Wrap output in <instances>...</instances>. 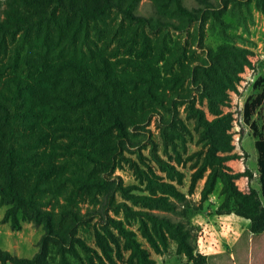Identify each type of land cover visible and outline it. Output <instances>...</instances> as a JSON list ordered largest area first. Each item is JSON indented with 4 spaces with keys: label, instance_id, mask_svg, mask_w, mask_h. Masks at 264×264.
Returning a JSON list of instances; mask_svg holds the SVG:
<instances>
[{
    "label": "trees",
    "instance_id": "16d2710c",
    "mask_svg": "<svg viewBox=\"0 0 264 264\" xmlns=\"http://www.w3.org/2000/svg\"><path fill=\"white\" fill-rule=\"evenodd\" d=\"M140 1L13 0L0 13L3 15L0 44L19 32L28 33L37 28L44 31L58 15L87 21L114 10L133 23L169 26L175 30H182L191 22H200L203 26L212 15L219 19L229 4L254 3L264 15V0H221L217 8L205 1L202 8L191 10L183 6L182 0H150L156 18L147 19L136 14ZM201 37L202 28L198 25L197 38ZM199 49L202 56L184 65L173 78V81H187V89L170 94L151 90L157 72L149 61H128L130 67L142 70L141 74L119 76L105 59L101 66L93 67L80 60L65 59L45 68L34 85L18 77L1 79L0 76V206L6 207L3 222L19 229L20 215L22 221H30L42 230L32 257L20 258L0 248V264H117L123 259V252L128 253L125 264H154L150 252L125 224L134 217L139 221L142 237L155 253L167 249L168 236L175 243L177 254L191 264H208L209 257L196 252V235L188 223L133 210L125 202L116 200L117 194L128 196L126 192L130 188L113 175L120 168L124 153L143 149L142 141H151L146 125L152 117H161L155 108L140 113L128 108L122 101L121 79L146 83L147 99L167 114L159 123L170 124L178 114V106H186L204 149L202 163L191 175L189 192L192 193L208 171L200 199L206 201L219 184L223 201L217 214H233L249 221V233L253 235L264 231V139L259 137L254 143L259 191L249 186L246 191L240 190L236 182L241 178L250 181L253 176L248 170L234 173L228 166V162L241 156L234 151L233 116L223 110L228 93L235 87V79L250 61L244 50L234 53L218 47L213 51L201 45ZM263 94L264 90L243 106V121L255 137L250 118L261 106ZM53 105L62 111L55 114ZM57 116L60 117L57 125L66 131L68 139L63 148H73L69 153L74 154L61 168L52 152L38 154L39 146L48 136L43 124L55 122ZM95 169L97 174L93 172ZM168 174L172 181L181 182L182 175L173 168ZM160 189L174 201H184L172 184H161ZM89 190L101 196V201L98 208L82 213L75 195ZM130 197L134 203L138 199L149 201L144 204L159 210L173 211L176 207L164 196ZM231 202L233 209H230ZM110 213L122 215L123 220ZM91 221H95L96 249L78 236L80 228ZM246 235L244 232L241 238Z\"/></svg>",
    "mask_w": 264,
    "mask_h": 264
},
{
    "label": "rangeland",
    "instance_id": "374dc122",
    "mask_svg": "<svg viewBox=\"0 0 264 264\" xmlns=\"http://www.w3.org/2000/svg\"><path fill=\"white\" fill-rule=\"evenodd\" d=\"M12 1L0 0V13L7 10ZM205 1L215 8L219 1L221 2L182 0V4L191 10L202 8ZM136 14L147 19L156 18L155 8L150 0H141ZM2 17L3 15H0V19ZM198 25L202 28L200 39L197 38ZM200 45L213 51L218 47L234 53L239 50L246 51L244 54L250 65L235 79V87L228 93V101L223 108L224 112H230L233 116L234 151L241 156V159L228 162V166L234 173L244 170L252 173V180L241 178L236 182L240 190L246 191L249 186L259 191L254 143L259 137L264 139V98L261 106L255 109L250 118L256 130V137L243 121L245 102H252L264 90V15L257 10L254 3L229 4L219 19L212 15L203 26L200 22H191L182 30L169 26L149 27L133 23L114 10L107 11L98 19L87 21L58 15L44 31L37 28L28 33L19 32L14 38L6 37L5 42L0 44V76L1 79L18 77L34 85V81L45 68L65 59L80 60L91 67L101 66L102 59H105L119 76L141 74L142 70L130 67L128 61H149L157 72L151 90L170 94L187 89V81H173V78L184 65L202 56ZM120 83L124 88L122 101L128 108L136 113L155 108L161 117H152L146 125L145 129L150 132L151 141H142L143 149L124 153L120 168L116 169L113 175L130 188L126 192L128 196L117 194L116 200L125 202L133 210L166 215L173 220L188 223L196 235V252L208 256V264H239L247 253L243 246L247 237L237 241V234L233 233V230L237 227L240 231L242 226H235L233 220L237 218L243 223L248 221L233 214H217L223 201L219 194V184L206 201L200 199L208 171L196 183L192 193L189 192L191 175L202 163L204 149L202 143H199L195 122L187 115L186 106H178V114L170 124L159 123L162 116L167 114L147 99L146 83H131L124 79H121ZM51 108L55 114L62 111L56 105ZM59 119L57 116L55 122L43 124L48 136L45 143L39 146L38 154L52 152L58 168H61L74 158V154L69 153L73 148H63L68 139L66 131L59 127L61 125H57ZM170 168L182 175L180 183L170 179ZM93 172L97 174L98 170ZM161 184L175 186L183 195L184 201L176 202L168 197L161 191ZM130 195L151 198L164 196L174 202L176 207L173 211L147 207L144 203H150L149 201L138 199L137 203H134ZM75 198L82 213L98 208L101 201V196L94 190L78 191ZM233 207L231 202L230 209ZM5 211L6 207L0 206V248L20 258L32 257L37 251V243L42 235L41 228L30 221H22L18 215L20 227L12 229L9 222H3ZM110 215L123 220L120 214ZM125 224L136 233L143 247L150 252L154 264H191L183 255L177 254L176 245L168 236L167 249H161L157 254L142 237L139 221L135 217L126 220ZM94 226L95 221L89 222L80 228L78 236L88 246L96 249ZM127 255V252H123V259L117 264H125Z\"/></svg>",
    "mask_w": 264,
    "mask_h": 264
},
{
    "label": "crops",
    "instance_id": "0c3cea01",
    "mask_svg": "<svg viewBox=\"0 0 264 264\" xmlns=\"http://www.w3.org/2000/svg\"><path fill=\"white\" fill-rule=\"evenodd\" d=\"M229 216V215H227ZM233 217V215H231ZM235 226H242V229L238 231V228H234V232L237 234V241L243 238L242 234L247 233L243 246L247 249V253L244 258L240 260L239 264H264V231L260 234L253 235L249 233V221L240 222L237 218H234ZM234 264H238L235 262Z\"/></svg>",
    "mask_w": 264,
    "mask_h": 264
}]
</instances>
